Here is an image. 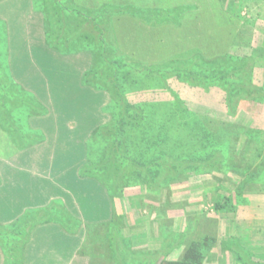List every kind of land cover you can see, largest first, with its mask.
I'll return each mask as SVG.
<instances>
[{
  "label": "trees",
  "instance_id": "trees-1",
  "mask_svg": "<svg viewBox=\"0 0 264 264\" xmlns=\"http://www.w3.org/2000/svg\"><path fill=\"white\" fill-rule=\"evenodd\" d=\"M37 1L35 0V3H40L41 12L45 17L46 37L49 45L63 54H72L76 51L91 52L92 65L91 69L86 72V83L97 90H107L111 101L118 107L111 121L95 131L93 139L96 141H88L90 149L94 153L97 151L93 159L89 157L92 154L89 149L87 151L85 143V153H87L85 162L79 171L80 177L94 179L103 185L113 207L114 201L124 194L126 188L138 185L149 193L167 192L166 197L169 198L172 196L170 188L174 184L184 183V178L190 172L193 173L192 175L210 174L213 173L211 171H220L227 167L225 162H228V156H224L221 150L219 137L226 140L225 129H229L233 137L235 126L227 123L221 132L207 129L209 119L205 117L208 121L201 122L199 114L190 110L170 84L171 80L177 79L208 94L213 87L219 85L225 90V105L227 116L230 118L240 116V109L245 104L260 110L264 104V85L258 86L254 82L255 55L248 54L241 57L224 53L222 56L208 58L199 50L193 52L192 58L183 60L169 59L163 63L151 65L135 61L133 66H125L126 64L121 61L114 38L113 19L121 13L130 12L149 25L170 23L175 27H181L188 12L200 9L198 5L179 6L174 9H143L106 3L98 9H89L78 5L75 0ZM238 2L239 0H218L221 9L229 14L233 13L232 9ZM123 67H127L130 73L135 68L141 73L159 78L174 102L172 104L147 102L143 105L130 103L124 93L118 72L119 70L121 72ZM87 96L90 97L89 94ZM36 104L40 106L33 104L32 113L38 116L45 114L46 109L43 105L39 101ZM161 107L162 110L158 111ZM158 114L161 116V124L154 136L152 131H157V129L153 127L150 118L157 117ZM175 120L182 121L176 127L183 125L184 131H180L179 128V136L172 139L171 129L174 128ZM192 120H194V129L189 130L188 124ZM200 129L202 134L195 133ZM181 132H184V135H181ZM255 132L258 135L263 134L262 131L259 133L249 128L246 133L247 139L253 138L256 135ZM222 134L224 135L221 136ZM19 145L25 147L29 143L22 142ZM160 145H165V147L159 149ZM263 153L259 146L258 156L262 157ZM233 165L236 164L233 163ZM247 167L250 168L249 173L253 172L254 176L261 172L259 177L262 179L248 176L244 183L262 181L264 189V158L261 163L254 165L252 163ZM218 206L225 209L224 205L218 204ZM230 208L236 209L233 205ZM42 210L38 214L32 213L23 217L14 229L0 224V245L9 263L23 264L24 247L28 235L37 225L47 221L61 220L69 232H76L78 226L81 225L65 206L58 203L53 202L48 208ZM40 212L47 215L40 216ZM114 213L113 224L116 225V222L122 220V216L116 211ZM29 219L31 222H27ZM68 221L76 229L70 228L71 224ZM116 227V234H121L123 226L117 225ZM184 234L187 235V232ZM175 235L179 234L171 232L168 236H164L162 246L154 253L155 260H152L150 264H154V261H156L155 264H203L210 244H216L218 241V238L211 235L205 236L202 241H192L185 245L187 247L181 259L172 260L168 258L169 255L174 247L181 246L183 239L180 234L175 240ZM231 237L228 244L236 253L238 263L257 264L254 254L244 245L234 247L232 241L235 237ZM245 249L253 257L250 261H246L242 255ZM151 256L153 257V254Z\"/></svg>",
  "mask_w": 264,
  "mask_h": 264
},
{
  "label": "rangeland",
  "instance_id": "rangeland-1",
  "mask_svg": "<svg viewBox=\"0 0 264 264\" xmlns=\"http://www.w3.org/2000/svg\"><path fill=\"white\" fill-rule=\"evenodd\" d=\"M203 3L209 6L207 10L213 14L199 13L197 21L191 24H194V26L190 32L185 31L188 35L184 32L181 33V31H177L178 33H176V29L169 31V33L166 34L168 40L165 47L156 44L153 46L151 44V46L149 44H144L142 47V43H144L146 37L137 34L133 30L131 33L135 35L137 40L136 43L139 47H132V45L128 46L125 44L124 40H120L119 34H121V31L118 32V25L116 24L115 28L113 24L114 38L116 40V46L119 49L122 63L126 64L125 66H133V62L135 61L145 65L160 64L169 59L183 60L185 58H192L194 55L193 52L199 50L208 58L222 56L224 53H231L234 56L238 55L241 57L253 54L256 57L254 82L258 86H263L264 0H239V2L234 5L232 9L233 13L231 14L221 9L218 0H199L198 5L205 6ZM21 8L23 9V5ZM69 11L71 10L69 9ZM41 15L37 13L32 18V24L35 28L37 25H43V21L45 22V19L43 20V16ZM123 15L124 14L121 13V16ZM126 18L127 17H124L123 19ZM31 28L32 33L37 31L33 27ZM177 28L180 29V27ZM132 38L133 36L129 34V39ZM129 41L132 42L131 40ZM82 46L84 50V45L82 44ZM132 50L133 53L137 54L139 59L132 53ZM88 54L92 53L89 52ZM143 56L150 57L152 60L141 61L140 59ZM118 72L121 85L124 87V93L128 101L133 105H143L147 102L151 104H172L174 102L173 97L159 78L147 73H141L135 68L131 70V73L127 67H123L121 72L120 70ZM170 85L179 93L190 110L199 114L201 122L208 121L205 117L209 119L207 129L221 132L224 130L223 128L226 127L227 123L235 126V134L233 133V137L229 129H225V141L224 138L220 139L218 135L221 150H223L224 156H228L227 159L229 163L226 161L225 165L227 167L220 171H211L213 173L210 174L200 173L198 175H192L193 173L190 172L189 175L184 178V183L174 184L170 188L172 196L169 198L166 197L167 192H163L162 194L149 193L145 191L144 188L138 187V185L136 187L126 188L124 194L120 196L117 201L118 214H122V220L118 223L116 222V226H123L121 231L133 238L134 246L137 247L139 245L138 248L146 247L148 241L149 248L152 252L156 251V248L162 246L163 240L165 239L164 236H168L171 232L179 235L181 234L183 238L181 240V246L174 247L172 251V253L178 251V254L180 253L181 256H183L187 247L185 245L188 243L192 241H202L207 235L215 236L218 238V241L216 244H210L203 264H234L233 255L236 253L228 244V242L231 241V236L235 237L232 244L237 248L242 244V240L237 235L254 232V235L260 236L255 239V243L257 246L259 245V252L257 251L256 256L258 260H253H255L257 264L264 262V189L261 183L262 181L255 180L244 183L248 176L254 177L255 179H262L259 177L261 172L258 175L256 174V177L253 175V172L252 174L249 173L250 171L248 170H250V168L247 166L252 163L253 165L259 162L261 163L264 158V153L262 157L258 156L259 146L264 152V104L260 110H256L253 106L245 104L243 108L240 109V116L230 118L227 116V108L225 105L226 93L219 85L213 87L210 94L203 90L192 88L177 79L171 80ZM15 88H17L15 91L11 89L8 94L9 101L19 109L23 130L29 132L28 136L31 137L30 145L34 146L37 142L38 144L40 143L42 133L37 130L32 132L31 135V128L24 127V125L27 126L28 124L26 122V115L33 111L32 105L35 104L37 107L40 106L36 104L39 100L30 93L25 92L21 94V87L19 85ZM93 89L94 92L92 93H89V90L86 92L90 97L84 96L87 106H79V112L85 116L86 120L79 121V126L77 125L76 128L73 129V133H78L80 139L85 133V136H89L88 138L86 137V147L87 151L89 149V152H91L92 155L89 157L92 159L96 157L95 155L97 152L94 153L93 150L90 149L88 143V141L91 142V140L95 138V134H90L91 129H93L92 127L95 128L99 125H106L118 111V107L111 101L107 90ZM14 96L15 100L12 99ZM74 97L76 98L77 96L74 94ZM70 103L71 102H69V104ZM78 105H74L76 112L78 111ZM99 105H101V110ZM70 108L68 112L66 111L62 115L59 128H52L50 125L52 123L50 122L47 123L44 130L51 133L54 129L52 133L54 134L62 127L60 135H57L55 138L51 137V140L55 142L54 147L58 146L55 151L59 154L68 156L69 153H72V159L64 156L65 162L63 164L73 166L77 161V157L75 156L81 155L85 144L84 140L81 139L78 143L73 145L71 150L69 149L71 144L68 141L70 140L67 138L68 136L65 133L66 129L63 126H65L64 122L67 120L66 115L74 112L72 111V107ZM161 110L162 107L158 109V111ZM160 117V114H158L157 117L150 118L153 127L157 129V131H152L155 134L154 136H156L159 125L161 124ZM95 118L96 120H94ZM71 119L72 116H70L68 120ZM212 119L214 120L211 121ZM180 122L182 121L175 120V125H173L174 128L171 129L172 139L179 136L180 131H184L183 125L179 127L180 131L179 128L176 127ZM193 123L194 120L189 122V130L194 129ZM84 124L85 126L83 127ZM90 125L94 126L89 128ZM249 128L259 133L262 131L263 134L258 135L255 132L256 135L253 138L247 139L246 133H248ZM95 131H97V128ZM195 133L202 134V131L200 129L199 131H195ZM180 134L184 135V132ZM223 135L224 134L221 136ZM154 136L153 138H155ZM57 138H59V142ZM92 143L94 144V142ZM164 147L165 145H160L159 149H163ZM46 149L47 148H44L43 150ZM233 163L236 165H233ZM65 167L66 165H63L62 168ZM167 200L171 201V205L170 201ZM218 204L224 205L225 209L219 207ZM231 205L235 206L236 209H231ZM39 211L43 210L37 209L36 211H31V214L32 212L33 214H38ZM43 215L47 214L40 212V216ZM135 218L137 219L135 220ZM116 228L117 227L109 230L116 233ZM188 230H190V232H188ZM127 232L131 234H127ZM186 232L187 235L184 234ZM179 235H175L174 239H178ZM12 238L15 239L14 237ZM250 241H252V239H250ZM245 250H243L244 252H242V255L246 261H250L253 257Z\"/></svg>",
  "mask_w": 264,
  "mask_h": 264
},
{
  "label": "crops",
  "instance_id": "crops-1",
  "mask_svg": "<svg viewBox=\"0 0 264 264\" xmlns=\"http://www.w3.org/2000/svg\"><path fill=\"white\" fill-rule=\"evenodd\" d=\"M37 2L0 0V224L14 229L23 217L31 214V211L46 209L53 202L58 203L65 206L81 225L76 232H69L61 220L37 225L28 235L23 264H150L155 260L154 253L159 247L152 252L147 241L146 247L138 248L139 245L134 246L133 238L124 232L121 231V234L117 233L118 235L111 232L109 229L116 227L113 223L114 212L118 213V199L114 201L113 207L101 183L79 176L85 162V146L81 155L75 156L77 161L73 166L63 164L66 155L55 151L58 146L54 147L55 142L51 137L60 135L62 127L52 133L54 129L59 128L62 115L68 112L70 107L74 112L66 115L67 120L63 126L70 140L69 149L71 150L81 139L84 140V144L87 142L86 133L80 139L78 133H73V129L79 121L86 120L79 112L80 105L87 106L85 93L88 90L89 93L94 92L93 87L86 83V72L91 69L92 56L86 51L63 54L51 47L46 37L45 22L36 28L32 24V18L37 13L42 14L43 20L45 19L40 3ZM75 2L89 9H98L106 3L143 9H174L179 6L198 5L199 0H75ZM198 6L199 10L190 11L184 17L180 29L170 23L149 25L130 12L116 16L113 24L115 28L116 24L118 25V32L121 31L120 40H124L128 46L139 47L135 35L131 33L133 30L146 37L142 47L144 44L165 47L168 40L166 34L169 31L176 29V33L181 31L187 34L185 31L190 32L194 26L191 24L197 21L199 13L213 14L207 10L209 9L207 4ZM124 17L127 18L123 19ZM31 27L37 31L32 33ZM129 34L133 36L132 39H129ZM137 58L139 59L138 56ZM150 59L143 56L140 60ZM17 85L21 87V92L36 96L46 109V113L39 116L32 112L26 115L28 124L24 127L31 128L30 134L37 130L42 133L40 143L37 142L34 146L30 145L29 132L23 130L19 109L9 101L8 94L11 89L15 91ZM12 99L15 100V96ZM74 105H78L77 112ZM99 106L101 110V105ZM70 116L72 119L68 120ZM50 122L54 128L51 133L44 130ZM92 126L94 125H90L89 128ZM99 127L100 125L92 127L90 134L93 135ZM57 141H60L59 138ZM22 142L29 145L21 147L19 144ZM43 147L47 149L43 150ZM71 155L72 153H69L66 158L72 159ZM63 165L66 167L62 168ZM70 228L76 229L72 224ZM237 236L258 260L256 256L259 245L257 246L255 239L260 235H254L253 232ZM180 256L177 251L168 258L178 260L181 259ZM233 261L234 264H238L235 254ZM0 264H11L1 245Z\"/></svg>",
  "mask_w": 264,
  "mask_h": 264
}]
</instances>
